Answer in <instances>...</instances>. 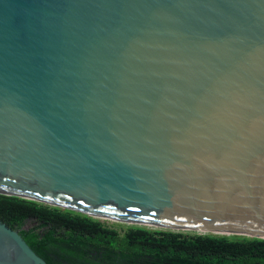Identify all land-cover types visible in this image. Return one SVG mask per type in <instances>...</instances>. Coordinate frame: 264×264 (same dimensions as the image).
I'll return each mask as SVG.
<instances>
[{
  "label": "water",
  "instance_id": "water-1",
  "mask_svg": "<svg viewBox=\"0 0 264 264\" xmlns=\"http://www.w3.org/2000/svg\"><path fill=\"white\" fill-rule=\"evenodd\" d=\"M0 194L264 238V0H0Z\"/></svg>",
  "mask_w": 264,
  "mask_h": 264
},
{
  "label": "trees",
  "instance_id": "trees-1",
  "mask_svg": "<svg viewBox=\"0 0 264 264\" xmlns=\"http://www.w3.org/2000/svg\"><path fill=\"white\" fill-rule=\"evenodd\" d=\"M0 220L48 264H264V238L119 229L72 210L0 194Z\"/></svg>",
  "mask_w": 264,
  "mask_h": 264
}]
</instances>
